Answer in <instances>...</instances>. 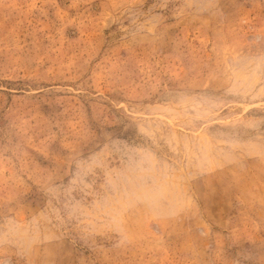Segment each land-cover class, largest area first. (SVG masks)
Segmentation results:
<instances>
[{"label": "rangeland", "instance_id": "374dc122", "mask_svg": "<svg viewBox=\"0 0 264 264\" xmlns=\"http://www.w3.org/2000/svg\"><path fill=\"white\" fill-rule=\"evenodd\" d=\"M0 264H264V0H0Z\"/></svg>", "mask_w": 264, "mask_h": 264}]
</instances>
